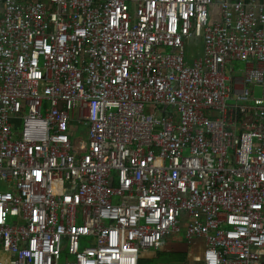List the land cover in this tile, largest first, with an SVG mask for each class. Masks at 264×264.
<instances>
[{
    "label": "built area",
    "instance_id": "built-area-1",
    "mask_svg": "<svg viewBox=\"0 0 264 264\" xmlns=\"http://www.w3.org/2000/svg\"><path fill=\"white\" fill-rule=\"evenodd\" d=\"M171 235L264 264V0H0V264Z\"/></svg>",
    "mask_w": 264,
    "mask_h": 264
},
{
    "label": "crops",
    "instance_id": "crops-1",
    "mask_svg": "<svg viewBox=\"0 0 264 264\" xmlns=\"http://www.w3.org/2000/svg\"><path fill=\"white\" fill-rule=\"evenodd\" d=\"M203 55L204 52L201 57ZM191 61L186 62L191 63ZM258 88L260 89L259 94L257 93ZM233 91L234 85L231 82V93ZM262 95L263 90L260 87H256L255 98L261 99ZM196 240L201 239H195L192 243L188 244L187 241L171 235L155 247L143 250L139 255L138 264H202L204 245Z\"/></svg>",
    "mask_w": 264,
    "mask_h": 264
},
{
    "label": "rangeland",
    "instance_id": "rangeland-1",
    "mask_svg": "<svg viewBox=\"0 0 264 264\" xmlns=\"http://www.w3.org/2000/svg\"><path fill=\"white\" fill-rule=\"evenodd\" d=\"M204 52V41L203 36L196 37L194 34L190 35L188 39L185 41V60L187 62L191 61L194 57H201ZM260 89H257V93L259 94ZM84 129H79L78 133H74V136L76 135H82L83 141H86V137L84 135ZM12 222V218H8V223L10 224ZM174 237V235H173ZM199 243H203L202 240H196ZM89 246V244H87ZM61 250H62V262L66 260V258L69 261H72L73 257L69 254V245L66 239L62 240L61 244Z\"/></svg>",
    "mask_w": 264,
    "mask_h": 264
}]
</instances>
